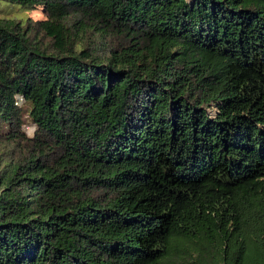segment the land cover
<instances>
[{
  "label": "trees",
  "instance_id": "obj_1",
  "mask_svg": "<svg viewBox=\"0 0 264 264\" xmlns=\"http://www.w3.org/2000/svg\"><path fill=\"white\" fill-rule=\"evenodd\" d=\"M8 1L0 264H264V0Z\"/></svg>",
  "mask_w": 264,
  "mask_h": 264
},
{
  "label": "rangeland",
  "instance_id": "obj_2",
  "mask_svg": "<svg viewBox=\"0 0 264 264\" xmlns=\"http://www.w3.org/2000/svg\"><path fill=\"white\" fill-rule=\"evenodd\" d=\"M3 5H7V7L9 6H13V7H16V3H12L8 0H1L0 2V7H2ZM1 15L3 16H8V15H14V14H17V16L19 17H22V18H25V17H30V18H33V19H42L44 17V12L42 10L41 7H36L35 9H22V8H11L10 11L8 12H0ZM22 109H23V118L24 120L26 121L25 122V126L24 128L26 129L27 132L30 133L31 129H32V126L30 124V122L28 121V118H27V109H28V105L26 103L22 104L21 105ZM211 111L213 112H210V113H214V110L211 109ZM26 126H28V128H26Z\"/></svg>",
  "mask_w": 264,
  "mask_h": 264
},
{
  "label": "built area",
  "instance_id": "obj_3",
  "mask_svg": "<svg viewBox=\"0 0 264 264\" xmlns=\"http://www.w3.org/2000/svg\"><path fill=\"white\" fill-rule=\"evenodd\" d=\"M26 128H28V126H26Z\"/></svg>",
  "mask_w": 264,
  "mask_h": 264
}]
</instances>
